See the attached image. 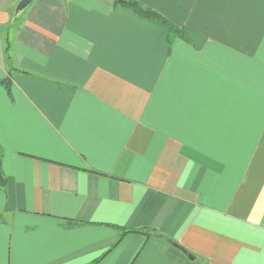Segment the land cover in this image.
I'll return each instance as SVG.
<instances>
[{
  "label": "crops",
  "instance_id": "1",
  "mask_svg": "<svg viewBox=\"0 0 264 264\" xmlns=\"http://www.w3.org/2000/svg\"><path fill=\"white\" fill-rule=\"evenodd\" d=\"M19 1L0 264H264V0H137L183 31L170 50L114 0Z\"/></svg>",
  "mask_w": 264,
  "mask_h": 264
},
{
  "label": "trees",
  "instance_id": "2",
  "mask_svg": "<svg viewBox=\"0 0 264 264\" xmlns=\"http://www.w3.org/2000/svg\"><path fill=\"white\" fill-rule=\"evenodd\" d=\"M114 2L116 5H121V6H124L128 9L132 10L133 12H135L140 17L153 20V21L157 22L159 25H161L163 27V29H165V32H166V40H167L169 50L171 49L173 40L175 38H177L178 36L183 35V31L178 26H176L170 20H168L167 18L162 16L159 12L144 6L142 3H140L137 0H114ZM0 83H2L5 86V88L10 92L11 81L8 77L0 80ZM7 183H8V179L5 176V174L3 173L2 167H1V154H0V188L5 189ZM66 221H67L66 225L68 227H75V226H78L80 224H83L82 222H77V221H73L70 219H68ZM114 227L121 230V237L118 239L116 244H118L120 242V240L122 239V237L124 235L131 233V232H139V233L146 234V235L154 234L156 236H162L156 230L126 228V227L117 226V225H114ZM177 246L180 247L178 244H177ZM180 249H181V247H180ZM100 259L101 258L95 260L91 264H96Z\"/></svg>",
  "mask_w": 264,
  "mask_h": 264
},
{
  "label": "water",
  "instance_id": "3",
  "mask_svg": "<svg viewBox=\"0 0 264 264\" xmlns=\"http://www.w3.org/2000/svg\"><path fill=\"white\" fill-rule=\"evenodd\" d=\"M32 2L33 0H20L16 6V12L22 11L23 9L28 7Z\"/></svg>",
  "mask_w": 264,
  "mask_h": 264
}]
</instances>
